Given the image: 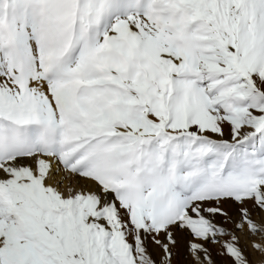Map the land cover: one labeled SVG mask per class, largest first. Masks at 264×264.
Instances as JSON below:
<instances>
[{
	"label": "snow or ice",
	"instance_id": "obj_1",
	"mask_svg": "<svg viewBox=\"0 0 264 264\" xmlns=\"http://www.w3.org/2000/svg\"><path fill=\"white\" fill-rule=\"evenodd\" d=\"M0 264H264V0H0Z\"/></svg>",
	"mask_w": 264,
	"mask_h": 264
}]
</instances>
